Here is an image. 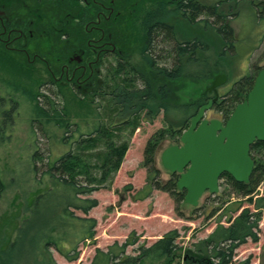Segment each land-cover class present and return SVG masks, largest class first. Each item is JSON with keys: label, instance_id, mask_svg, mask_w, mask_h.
<instances>
[{"label": "trees", "instance_id": "1", "mask_svg": "<svg viewBox=\"0 0 264 264\" xmlns=\"http://www.w3.org/2000/svg\"><path fill=\"white\" fill-rule=\"evenodd\" d=\"M21 1L20 5L15 2L5 8L0 54L21 76L29 77L38 63L46 66L48 80L31 76L33 85L21 92L33 102V123L47 141L68 150L57 155L53 146L48 148V159L37 182L41 190L29 206L17 238L0 249V264H58L53 250L73 263L80 259L83 246L96 242L98 222L90 213L99 201L92 195L112 189L141 123L153 124L161 114L174 109L193 108L192 115L180 126L159 130L148 140L141 163L147 181L135 198L147 200L157 190L169 193L178 202L185 201L186 191L178 186L180 175L171 173L168 181L162 182L156 157L165 140L180 142L192 118L215 93L207 91L191 105L175 104L168 82L181 79L190 65H203L206 71L208 59L203 64L199 53H209L210 46L198 38L179 40L169 19L175 16L193 26L209 27L222 38L224 50L231 51L236 40L232 24L239 18L241 0H219L213 5L201 0ZM256 3L252 2L258 22L264 23V3ZM48 40L51 50L42 55L37 42ZM31 44H35L33 52ZM12 51L17 55L8 56ZM73 53L79 54L82 64L68 61ZM135 56L145 61L151 73L139 69L133 62ZM49 59L62 65L54 68ZM253 67L254 72L235 82L213 105L223 123L252 91L262 71L259 66ZM56 77L61 78L52 82ZM40 88H46L47 94H42ZM71 96L85 105L83 114L75 116L70 111L66 102ZM14 105L16 109L18 103ZM2 115L5 122L0 127L1 140L8 120L4 112ZM263 149L264 142L259 141L251 147L254 168L249 182H236L228 174L222 177L237 196L254 204L256 212L244 209L231 226H220L202 242L192 264H235L241 246L249 240L259 242L264 198L254 197L264 183ZM37 160H42L38 151L33 157L35 175L40 171ZM240 210L239 206L233 211ZM179 238V232L173 230L148 246L133 231L123 243L116 241L106 249L97 248L91 264H181L177 260Z\"/></svg>", "mask_w": 264, "mask_h": 264}, {"label": "rangeland", "instance_id": "2", "mask_svg": "<svg viewBox=\"0 0 264 264\" xmlns=\"http://www.w3.org/2000/svg\"><path fill=\"white\" fill-rule=\"evenodd\" d=\"M11 1L6 0L5 4L9 7L12 5ZM201 1L213 5L219 0ZM251 1L259 3L263 0H241L238 8L239 18L232 24L236 40L234 50L231 51L224 50L222 38L209 27L193 26L175 16L169 19L177 29L179 40L198 38L210 46L209 53H199L203 64L208 59L206 71L203 65H190L185 68L181 79L168 82L174 91L175 104L191 105L200 100L211 89L216 77L225 76L227 79L217 88L218 95H224L232 89L235 82L256 70L253 65L264 69V23L257 21L256 10ZM37 44L42 50V55L48 54L51 50L49 40ZM30 48L33 52L36 49L35 44H31ZM16 55V51L8 54V56ZM4 57L0 54V127L4 126L3 122H5L2 112L8 120L5 123L3 140L0 138V181L4 185L0 188V249H5L17 238L18 230L29 215V206L41 190L37 182L44 171L43 164L48 159V148L53 146V151L57 155L68 150L67 147L57 146L52 140L47 141L38 129V125L33 123V102L21 92L33 85L31 84L33 81L29 78L31 76L33 79H38L39 76L48 80L46 66L38 63L35 65L37 73L34 71L29 77L27 74L21 76L13 66H8L11 64L7 65ZM50 61L54 68L62 65ZM133 62L139 65L143 73H151L142 58L135 56ZM45 89L39 90L42 94H47ZM78 101L71 96L66 102L75 116L84 113L85 105ZM14 103H18L16 109ZM211 111L206 114L208 119H221L213 108ZM192 113L193 108L192 110L174 109L161 114L153 124L141 123L140 128L131 138L129 149L112 189L101 190L92 195L99 201V206L90 213V217H94L98 222L95 244L83 246L80 259L73 263L67 262L53 250V257L58 264H91L97 248L106 249L116 241L123 243L133 231L142 236V242L150 246L173 230H177L180 234L177 260L181 264L185 262L192 264V258L196 257L195 254L201 248L202 242L211 237L220 226L226 228L231 226L244 209L248 208L256 212L254 204L249 203L247 198L237 196L231 184L225 179L220 181L217 194L206 192L197 206H192L186 201L178 202L169 193L157 190L147 200L135 199L147 181L146 170L141 167V163L148 140L159 130L168 129L171 125L180 126ZM58 134L61 135V132ZM174 141L165 140L156 157L157 167L161 171L160 178L164 183L170 178L171 172L163 166L162 153L181 143ZM36 151L39 152L42 160H37L40 171L35 175L32 166ZM263 154L264 149L260 151V156ZM259 198H264V183L258 188V193L254 197L255 200ZM239 206L241 210L234 213L233 210ZM258 237L259 242L249 240L236 251L235 264H264V211L259 223ZM129 253L133 254V249H129Z\"/></svg>", "mask_w": 264, "mask_h": 264}, {"label": "water", "instance_id": "3", "mask_svg": "<svg viewBox=\"0 0 264 264\" xmlns=\"http://www.w3.org/2000/svg\"><path fill=\"white\" fill-rule=\"evenodd\" d=\"M216 77L210 92L217 101V88L226 82ZM212 103L204 106L192 119L190 128L181 138V146H173L162 153L163 166L172 174H179L178 186L186 191L185 201L197 206L206 193L217 194L225 174L236 182H249L254 168L250 150L257 141L264 142V70L255 81L247 100L238 105L226 123L205 120Z\"/></svg>", "mask_w": 264, "mask_h": 264}, {"label": "flooded vegetation", "instance_id": "4", "mask_svg": "<svg viewBox=\"0 0 264 264\" xmlns=\"http://www.w3.org/2000/svg\"><path fill=\"white\" fill-rule=\"evenodd\" d=\"M5 1H6V0H0V31L3 29V25H4V21H5L4 19H6V16H5V8L8 7V6L5 4ZM15 2H16L17 5H20L22 1H21V0H17V1H16V0H12L10 3L13 5V3H15ZM250 3H252V1H251ZM260 3H264V0L261 1V2H259V3H256V4H260ZM10 6H11V5H10ZM255 15H256V14H255ZM256 19H257V21H259L258 18H257V15H256ZM1 35H2V33H0V37H1ZM0 41H2V43L4 42L3 39H1ZM77 56H79L78 53H73L72 56L68 58V61H69V62H72V63H75V64H77V65H78V64H82V63H83V62H82V59H81L80 57H77ZM77 58H79V59H77ZM42 60L45 62L44 59H42ZM65 66L68 67V65H66V64H65ZM263 70H264V69H263ZM60 78H61V77H59V78L56 77L52 82H54V81L57 82V81H59ZM215 98H216V96H215V94H214V98H213V100L209 101V103H210V102H213V101L215 100ZM207 105H208V104H207ZM207 105H206V106H207ZM201 109H202V108H201ZM201 109H200V110H201ZM200 110H199V112H200ZM199 112H198V114H199ZM209 112L211 113L212 111L209 110L207 113L209 114ZM207 113H206V114H207ZM198 114H197V115H198ZM195 117H196V116H195ZM195 117H194V118H195ZM207 117H208V116H205V120H208V121H212V120H219V121H222V120L219 119V118H216V119H208ZM194 118H192V119H194ZM191 124H192V120H191L190 126H191ZM190 126H189V128H190ZM189 128H188V129H189ZM188 129H187V130H188ZM187 130H186V131H187ZM184 132H185V131H184ZM184 132H183V133H184ZM179 146H181V143H180Z\"/></svg>", "mask_w": 264, "mask_h": 264}, {"label": "bare ground", "instance_id": "5", "mask_svg": "<svg viewBox=\"0 0 264 264\" xmlns=\"http://www.w3.org/2000/svg\"><path fill=\"white\" fill-rule=\"evenodd\" d=\"M215 96H216V95H215ZM216 98H217V97H216ZM216 98H215V99H216ZM217 101H218V99H217ZM217 101L210 102V103H212V108H213V105H214L215 103H217ZM210 103H209V104H210ZM212 108H211V110H212Z\"/></svg>", "mask_w": 264, "mask_h": 264}]
</instances>
